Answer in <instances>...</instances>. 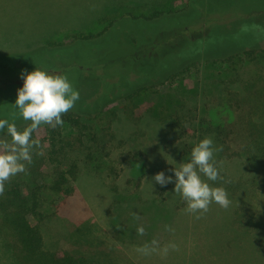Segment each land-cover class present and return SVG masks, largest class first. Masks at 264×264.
<instances>
[{"label": "rangeland", "instance_id": "obj_1", "mask_svg": "<svg viewBox=\"0 0 264 264\" xmlns=\"http://www.w3.org/2000/svg\"><path fill=\"white\" fill-rule=\"evenodd\" d=\"M189 2L0 0V119L14 122L20 131L28 126L14 104L24 82L21 73L38 68L67 76L80 95L71 110L87 124L82 143L78 129L66 126L69 139L77 140L70 155L78 159L79 171L71 194L46 193L45 218L38 221L46 249L66 248L98 264H264V165L255 169L243 158L223 157L222 169L239 188L225 189L232 201L227 210L213 203L196 219L174 193V168L190 159L187 150L197 139L179 137L168 121L178 110L213 124L223 121L228 113L223 82L264 69V58L243 54L250 47L264 48V27L250 22L252 17L231 21L227 12H217L226 11L227 2L236 3L255 13L256 21L264 20V0H196L185 9ZM192 7L200 8L198 15ZM155 10L176 14L150 23L123 20L129 13ZM206 18L207 25L187 30ZM115 19L121 21L112 36L59 44L73 33L100 31ZM87 56L95 61L85 70L80 64ZM189 63L174 80L163 81V74ZM111 70L119 84L133 88L125 95L139 92L93 111L115 89L104 87ZM141 85L149 88L140 90ZM46 126L35 132L37 137ZM0 140L10 142L6 130ZM159 172L173 177L165 192L153 179ZM142 174L140 186L128 182ZM140 226L143 236L136 231ZM153 239L161 247L175 243L179 250L167 256L136 251ZM7 241L0 230V264H19Z\"/></svg>", "mask_w": 264, "mask_h": 264}, {"label": "trees", "instance_id": "obj_2", "mask_svg": "<svg viewBox=\"0 0 264 264\" xmlns=\"http://www.w3.org/2000/svg\"><path fill=\"white\" fill-rule=\"evenodd\" d=\"M193 3H196V0H191V3L186 5L185 9H189ZM192 8L193 11L196 10L195 12L198 15L200 8ZM223 8L226 11L217 13L225 14L227 12L231 21L236 19L247 20V18L252 17L253 21L250 22L264 27V20L256 21L255 13L252 14V11L240 8L236 3L229 4L227 2ZM230 8L232 10L228 11ZM174 14H176L175 11L165 12L164 10H155L150 14L141 15L129 13L128 16H123V20L128 21L130 19L131 24H137L138 21L150 23L165 17L170 18ZM262 19H264V16H262ZM209 20L210 18H206L205 21H202L203 24L195 23L196 25L191 27L188 25L187 30L205 26ZM120 21L117 19L110 20L102 30L97 32L70 34L59 44L90 43L94 40L105 39L114 35L113 29L120 25ZM243 54L251 60L264 58V48L250 47L244 49ZM237 55L240 56V53L233 54L224 60L231 61ZM94 61L95 58L87 56L80 65L88 70L93 67ZM191 65L193 63L184 65L176 72L163 74V81L171 82L175 76L185 72ZM116 79L117 75L113 74L110 80L105 81L107 86H104L105 89L114 85L116 90L112 89L107 92L105 99L99 101L93 111L106 108L112 99L118 101V98L124 96L123 100H127L133 94L139 92L136 90L129 93L133 88L119 84ZM223 83L228 108V113L223 121L213 124L209 121L197 120L190 114L186 117L179 110L173 116H170L174 120L169 119L168 121L179 137H192L195 140L197 139L196 143L205 137L211 136L217 146H223V151L215 157L217 161H220L223 157H239L243 158L245 164L250 167H262L264 165V69L248 78H232ZM235 84H238V87H235ZM146 88L149 87H144V85L139 87L140 90ZM127 91L129 92L125 95ZM62 119L64 121L62 127L52 129L46 126L42 137H37L35 132L33 133V139L38 138L40 140V147L33 152V163L28 165V173L18 174L7 182L5 192L0 197V212L2 215L0 230L4 232L8 240V246L14 251L19 264H98L83 255L78 256L66 248L46 249L43 234L38 225V221L45 218V212L42 208L46 201V193L71 194L73 183L76 181L79 171L78 159L72 158L70 155L75 150L77 140H70L65 131L66 126L77 128L79 132L78 141L82 143L84 142V135L86 136L84 132L87 129V124L82 121L80 113L74 110L64 114ZM191 147L193 148V146ZM191 147L187 150L188 154L192 150ZM40 149L45 150V153H40ZM220 174L226 180H231V183L225 184L222 181H216L214 182L216 186L231 191L239 188L240 183L235 181L223 169ZM143 176V174L139 175L136 179H129L128 182L135 180V184L140 186ZM166 188V186H162V192H165Z\"/></svg>", "mask_w": 264, "mask_h": 264}, {"label": "clouds", "instance_id": "obj_3", "mask_svg": "<svg viewBox=\"0 0 264 264\" xmlns=\"http://www.w3.org/2000/svg\"><path fill=\"white\" fill-rule=\"evenodd\" d=\"M21 77L24 82L17 90L14 107L19 110L23 120L30 123L20 131L14 122L0 119V133L6 130V135L11 138L10 142L0 140V196L5 192V184L13 177L28 173V165L33 163V152L40 147V140L33 139V133L42 125L52 129L62 127V116L80 99L79 92L67 76L53 75L36 68L31 72L23 71ZM221 151L222 145L216 146L211 137H205L192 148L190 159L180 164L179 168H174V193L181 196L187 205L185 211L195 215L196 219L206 214L213 203L224 210L232 204L224 187L212 186L207 182L231 183L220 174L222 162L217 161L215 156ZM202 176L206 179H202ZM153 179L161 186L173 182V177L165 176L164 172L157 173ZM132 215L134 219H140L136 213ZM167 230L174 231L171 228ZM136 231L140 236L145 234L143 226ZM170 250L178 251L179 248L175 243L161 247L155 239L136 249L143 256H167Z\"/></svg>", "mask_w": 264, "mask_h": 264}]
</instances>
